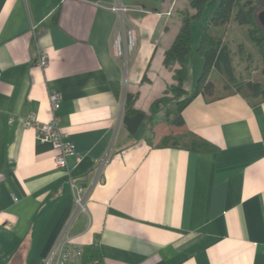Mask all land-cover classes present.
Listing matches in <instances>:
<instances>
[{
	"label": "crops",
	"instance_id": "crops-1",
	"mask_svg": "<svg viewBox=\"0 0 264 264\" xmlns=\"http://www.w3.org/2000/svg\"><path fill=\"white\" fill-rule=\"evenodd\" d=\"M186 10L195 12L190 0H0V264H42L64 234L102 264H264V100L226 88L213 69V94L190 101L184 124L165 118L176 113L169 88L180 67L167 66L165 52ZM129 29L134 50L119 57L114 39L126 44ZM196 29L190 92L203 67L193 64ZM208 31L229 48L238 83L264 86L263 62H246L258 53L248 24L233 16ZM51 89L76 145L69 166L88 192L84 211L52 144L22 123L53 117ZM127 93L146 114L134 132ZM193 134L216 148L188 147Z\"/></svg>",
	"mask_w": 264,
	"mask_h": 264
},
{
	"label": "trees",
	"instance_id": "trees-1",
	"mask_svg": "<svg viewBox=\"0 0 264 264\" xmlns=\"http://www.w3.org/2000/svg\"><path fill=\"white\" fill-rule=\"evenodd\" d=\"M210 0H190L191 8L195 12L186 10L183 12L181 28L176 35L171 46L165 52L164 62L167 66L178 63L180 67L175 70L176 84L169 90L174 93L175 100L171 105H176V113L167 112L165 118L171 124L183 125V109L199 93L212 95L214 84L209 80L211 70L215 69L225 83L226 88L236 87L237 90L264 100V87L258 83L245 82L238 83L231 63L230 51L223 43V38L218 35L210 34L209 25H225L234 18L240 24L251 26L249 33L251 39L256 43L259 53L264 59V27L258 18L259 12L264 9L263 0H218L213 11L203 17L205 6ZM201 20L200 37L196 46V52L203 60L202 73L196 81L192 92L185 88L184 83L189 74L191 65V54L194 47L192 38V23ZM137 95L127 93L124 101V122L131 131H136L146 117L145 112L135 107ZM178 98V99H176ZM190 148L197 150H212L215 145L200 135L193 134L190 141L186 143ZM88 249V248H87ZM98 257L96 250L87 253L85 248V259L92 260Z\"/></svg>",
	"mask_w": 264,
	"mask_h": 264
},
{
	"label": "built area",
	"instance_id": "built-area-1",
	"mask_svg": "<svg viewBox=\"0 0 264 264\" xmlns=\"http://www.w3.org/2000/svg\"><path fill=\"white\" fill-rule=\"evenodd\" d=\"M117 9L123 10L126 8L118 7ZM135 43L136 38L132 29L127 31L126 44L123 43V36L118 33L114 39L117 56L122 57L127 53H131L134 50ZM37 64L43 68L48 66L49 59L46 50H42L39 53ZM49 100L53 110V117L50 120L42 121L37 115L30 114L23 119L22 123L24 127L34 129L39 140L52 144L55 150V167L63 169L69 177L74 203L79 210L84 211L86 210L89 195L80 183L73 181L69 166V158L77 154L76 145L73 141L65 139L60 125V118L55 114V111L61 106V96L56 90L51 89L49 91ZM9 120L13 122L14 117L10 116ZM72 242V238L67 234L61 236L47 257L44 258L42 264H102L101 259L98 258L86 260L85 247L73 244Z\"/></svg>",
	"mask_w": 264,
	"mask_h": 264
},
{
	"label": "rangeland",
	"instance_id": "rangeland-1",
	"mask_svg": "<svg viewBox=\"0 0 264 264\" xmlns=\"http://www.w3.org/2000/svg\"><path fill=\"white\" fill-rule=\"evenodd\" d=\"M264 1V0H263ZM217 2V0H210V2L208 3V5L206 6V8H205V11H204V14L205 13H207L209 10H210V7L214 4V3H216ZM200 23H201V20H195L194 22H193V25H192V30H193V32H194V34H195V31L197 30L196 29V25L198 24V27L200 28ZM251 28V26L249 25V29ZM195 36V35H194ZM257 50H258V48H257ZM255 51V50H254ZM194 57H195V60H194ZM246 58V62H247V64H248V67H249V69H252V68H255L256 66L258 67L257 69H259V59H260V61H262L263 62V65H264V59H263V57H262V55L259 53V51H258V53L257 52H254V54H250V58H247V57H245ZM256 58V59H255ZM198 59V60H197ZM203 61V64H204V60H203V58L200 56V55H198V54H194L193 55V64H195V66L197 67V64H198V68H199V61ZM198 61V62H197ZM245 63V62H244ZM256 65V66H255ZM202 69H203V67H201ZM202 69H201V71H200V73H199V75H198V77H197V79L199 78V76L201 75V73H202ZM257 69H254V70H257ZM263 69H264V66H263ZM199 70V69H198ZM224 82V81H223ZM263 86V85H262ZM264 87V86H263Z\"/></svg>",
	"mask_w": 264,
	"mask_h": 264
},
{
	"label": "water",
	"instance_id": "water-1",
	"mask_svg": "<svg viewBox=\"0 0 264 264\" xmlns=\"http://www.w3.org/2000/svg\"><path fill=\"white\" fill-rule=\"evenodd\" d=\"M258 18L260 20V23L263 25L264 27V9H262L259 14H258Z\"/></svg>",
	"mask_w": 264,
	"mask_h": 264
}]
</instances>
